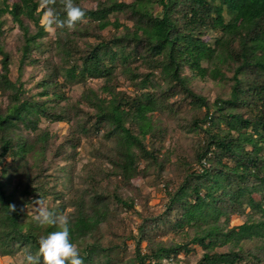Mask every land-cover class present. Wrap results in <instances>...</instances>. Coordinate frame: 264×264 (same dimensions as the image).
<instances>
[{
	"label": "trees",
	"instance_id": "obj_1",
	"mask_svg": "<svg viewBox=\"0 0 264 264\" xmlns=\"http://www.w3.org/2000/svg\"><path fill=\"white\" fill-rule=\"evenodd\" d=\"M74 2L82 22L49 32L40 0H0V254L35 253L59 230L26 212L52 197L49 210L69 219L84 264H264V0ZM54 10L65 18L59 0ZM56 121L69 131L53 145ZM178 128L191 133L192 159L178 156L175 181L163 171ZM83 137L93 160L78 184ZM137 176L163 180L160 212L136 209V196L119 191L139 194ZM83 181L89 188L78 191ZM121 208L140 217L126 235L132 250L96 237L117 215L123 226ZM236 214L244 218L231 224ZM190 228L183 242L153 236ZM197 245L201 254L186 261Z\"/></svg>",
	"mask_w": 264,
	"mask_h": 264
},
{
	"label": "rangeland",
	"instance_id": "obj_2",
	"mask_svg": "<svg viewBox=\"0 0 264 264\" xmlns=\"http://www.w3.org/2000/svg\"><path fill=\"white\" fill-rule=\"evenodd\" d=\"M84 4L86 6H93L92 2H87L85 1ZM45 18V17H44ZM15 30L12 29L10 32L9 37L7 38L8 41L12 42L13 41V34H14ZM11 44V43H10ZM11 76L14 77L15 76V67L14 65H12L11 67ZM39 73H37L38 75ZM40 75V74H39ZM91 83L93 85H96L98 83V81L96 80H92ZM198 84H200L198 82ZM207 94L209 95H213L215 92V88L212 86V84L209 82L207 84ZM81 87L80 85H75L72 87L71 90V94L73 96L78 95V93L80 92ZM172 122L170 121L169 124H171ZM50 129L53 130L54 132H56L58 134V137L56 140H54L53 145L57 144L66 134L67 131H69V127H68V123L66 122H62V121H56L50 124ZM191 133H186L183 129L178 128L177 130H175L174 132L168 134L167 138H166V145L165 147H169L174 149L173 152L169 153V161L167 162L165 169L163 171V176H165L164 178H172L175 181H178L180 179V171L178 169V167L175 165L176 159L178 158V156H180L181 154H188L189 153V149L190 147H192V143H191V137H190ZM96 138H93L92 141H95ZM91 140L83 137L81 140V143L79 146H77L76 150H77V155H76V164H75V177L74 180L77 182L78 184L82 181L81 177H79L77 175V172H79L80 170H82L81 168H83L84 163L86 162H91L93 160V156H91ZM164 147V148H165ZM191 157L190 153L189 155H186ZM192 159V157L190 158ZM49 161V160H48ZM193 161V160H192ZM58 162H62V161H58ZM57 164L55 162L51 163L50 167H49V171L50 170H54L55 166ZM84 173V171H82ZM132 182L134 185L138 186L140 191L139 194H136L134 190L128 188L127 186H120L119 191L122 193V195L126 196V194H131V195H135V208L138 210H152L153 212L157 213L160 212L164 207V202H165V196H164V190L162 188V183L163 180H160L158 183L155 182V180L151 179V178H146V177H141V176H137L134 177L132 179ZM82 185H78L77 190L80 191L82 188H89V183L88 182H82ZM102 184L104 185L105 183L102 182ZM113 184H115V178L111 177V181H109L108 183H106L105 185L109 188L110 186H112ZM104 185V186H105ZM58 187H60V185H58ZM116 188V189H118ZM115 190V188H114ZM36 199H34L33 201H31L30 203H28L26 205V212L28 214H32L33 215V211H32V206H33V202ZM44 204L46 207H53L54 204L57 203L56 200H52V197L48 198L47 200H43ZM110 208L116 207L115 202L114 201H110L109 203ZM70 209V208H69ZM66 213H68V210H66ZM65 213V214H66ZM120 216L122 218V225L123 226H117L116 222L117 219H119V215H117V219H109L106 223H102L99 227V231H97L96 233V237H99V240L102 242V244H105L109 241H121L122 246L124 245L125 248H127L128 250H132L133 246H134V239L131 237H126V235H128L129 233H136L137 231V224L140 221V217L138 215H136L132 209H127L124 210L121 208L120 210ZM243 215H232V219H231V224H236V223H240L243 220ZM123 228V232L122 233H117L116 231H118L119 229L122 230ZM125 230V231H124ZM116 232V233H115ZM119 234V235H117ZM192 234V228H190L187 233L185 234L184 231H178V232H171L168 233L166 235H153L155 237V239L158 240H163L166 243L167 242H183L187 239V237L189 235ZM101 237V238H100ZM142 243V247H143ZM144 248V247H143ZM223 248H226V246H223ZM222 249V248H220ZM201 254V246L197 245L195 247V250L185 254V260L186 261H190L193 262L195 261L198 256ZM113 255V254H112ZM184 256V254H182ZM127 256H125V258H127ZM23 252L19 251L18 253L14 254V255H1L0 254V264H23ZM118 264H124V262L120 261Z\"/></svg>",
	"mask_w": 264,
	"mask_h": 264
},
{
	"label": "clouds",
	"instance_id": "obj_3",
	"mask_svg": "<svg viewBox=\"0 0 264 264\" xmlns=\"http://www.w3.org/2000/svg\"><path fill=\"white\" fill-rule=\"evenodd\" d=\"M57 0H40L41 8L47 9L45 15L48 17L45 30L54 32L55 29H67L72 31L77 24L82 22L85 11L77 6L74 0H59L65 18L55 14L54 6ZM11 212L16 210L14 204L8 206ZM33 221L41 228L57 227L59 230L41 236L38 240L39 248L35 253L26 251L23 264H84L80 249L71 241L70 221L63 215H57L45 206L43 199L33 202Z\"/></svg>",
	"mask_w": 264,
	"mask_h": 264
}]
</instances>
